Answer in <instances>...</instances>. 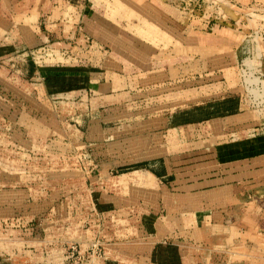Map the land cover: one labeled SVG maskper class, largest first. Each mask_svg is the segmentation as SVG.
I'll list each match as a JSON object with an SVG mask.
<instances>
[{
    "label": "rangeland",
    "instance_id": "rangeland-1",
    "mask_svg": "<svg viewBox=\"0 0 264 264\" xmlns=\"http://www.w3.org/2000/svg\"><path fill=\"white\" fill-rule=\"evenodd\" d=\"M256 2L84 0L89 34L65 59L26 45L38 64L110 69L108 97L42 95L26 52L0 59V264H133L155 239L143 226L220 162L216 142L264 141ZM145 158L173 173L159 197L122 170Z\"/></svg>",
    "mask_w": 264,
    "mask_h": 264
},
{
    "label": "crops",
    "instance_id": "crops-1",
    "mask_svg": "<svg viewBox=\"0 0 264 264\" xmlns=\"http://www.w3.org/2000/svg\"><path fill=\"white\" fill-rule=\"evenodd\" d=\"M252 1L259 4L258 0L235 3ZM85 12L84 0H0V59L26 52L28 79L42 95L92 90L97 98L108 97L118 85L110 69L94 70L78 63L38 64L34 59L40 61L43 56L35 54L34 58L28 47L54 52L47 60L65 59L62 54L71 42L82 43V37L89 34L81 24L89 25ZM260 58L263 72L264 51ZM252 82L253 90L258 84L264 88V80L254 77ZM235 115L244 128L245 113L240 110ZM215 130L212 133H218ZM259 139L237 137L216 142L213 149L218 151L220 162H212L203 182H196L194 189L190 185L189 190L175 193L176 201L187 202L174 201L168 207L172 215L143 226L144 230H152L155 239L140 255L131 258V263L264 264V141ZM243 147L252 148V153L242 155ZM147 159L122 170L138 168L130 175L159 197L155 184H171L173 173L166 166L160 165L162 170L153 168L156 163L147 168Z\"/></svg>",
    "mask_w": 264,
    "mask_h": 264
}]
</instances>
